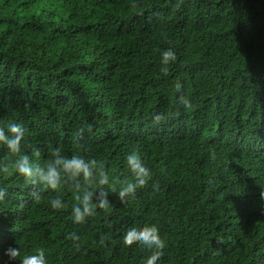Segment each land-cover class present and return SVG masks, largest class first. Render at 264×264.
I'll use <instances>...</instances> for the list:
<instances>
[{
    "label": "trees",
    "instance_id": "16d2710c",
    "mask_svg": "<svg viewBox=\"0 0 264 264\" xmlns=\"http://www.w3.org/2000/svg\"><path fill=\"white\" fill-rule=\"evenodd\" d=\"M168 47L177 60L163 73ZM9 123L25 128L23 150L39 148L38 163L55 147L80 152L119 189L134 179L124 157L136 149L152 176L74 223L75 194L64 190L60 210L54 193L34 201L0 147L10 170L0 174V264H19L3 255L9 246L43 248L47 264H145L152 250L122 241L144 224L166 243L157 264H264V0H0V126Z\"/></svg>",
    "mask_w": 264,
    "mask_h": 264
},
{
    "label": "clouds",
    "instance_id": "9594fccd",
    "mask_svg": "<svg viewBox=\"0 0 264 264\" xmlns=\"http://www.w3.org/2000/svg\"><path fill=\"white\" fill-rule=\"evenodd\" d=\"M176 60L177 51L174 48L168 47L161 50L160 71L167 73L170 65ZM175 87L180 89L181 84L177 83ZM178 99L185 108L190 107L188 99L184 97ZM153 119L159 121L162 115L158 113ZM25 138L26 130L21 124L9 123L6 126H0V147H3L10 156L15 157L11 162V168L26 185L30 186L31 199L39 201L45 193H54L49 200V205L54 210H60L65 207L64 190L73 192L75 196L71 215L74 223H82L86 218L94 216L97 209H107L111 203L109 196L113 193L123 202L125 197L134 194L152 176L150 167L144 162L139 151L132 149L125 155L124 163L134 179L122 183L117 189L104 165L96 159L80 152L68 155L60 147H55L51 150L50 157L41 164L37 162L41 155L39 148H33L30 153L23 150ZM76 139L78 141L79 137ZM0 174H10L8 162H0ZM157 187L153 184L154 189ZM6 195V190L0 187V201H3ZM67 238L73 242L80 240L76 232L69 233ZM122 241L126 246L136 242L152 250L145 264H157L166 247L165 240L161 238L155 224L134 225L127 228ZM99 243L101 245L105 243L103 236ZM3 255L9 262L18 260L19 264H47L46 252L43 248L36 249L34 253L22 255L19 247L9 246L4 249Z\"/></svg>",
    "mask_w": 264,
    "mask_h": 264
}]
</instances>
